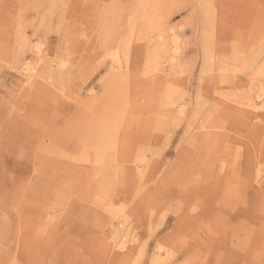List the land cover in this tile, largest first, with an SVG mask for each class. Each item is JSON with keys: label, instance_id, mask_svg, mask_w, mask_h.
Instances as JSON below:
<instances>
[{"label": "rangeland", "instance_id": "374dc122", "mask_svg": "<svg viewBox=\"0 0 264 264\" xmlns=\"http://www.w3.org/2000/svg\"><path fill=\"white\" fill-rule=\"evenodd\" d=\"M263 97L264 0H0V264H264Z\"/></svg>", "mask_w": 264, "mask_h": 264}, {"label": "bare ground", "instance_id": "6f19581e", "mask_svg": "<svg viewBox=\"0 0 264 264\" xmlns=\"http://www.w3.org/2000/svg\"><path fill=\"white\" fill-rule=\"evenodd\" d=\"M148 22H149V21H148ZM172 29H173V28H172ZM169 30H171V29H169ZM169 30H168V31H169ZM174 30H175V29H174ZM176 30H177V29H176ZM166 31H167V30H166ZM154 33H155V32H154ZM160 33H161V31H160ZM168 33H169V32H168ZM174 33H175V31H174ZM172 34H173V33H172ZM169 36H170V35H169ZM169 36H168V37H169ZM151 38H152V37H151ZM157 38H158V37H157ZM161 38H163V34L160 35V39H161ZM155 39H156V38H155ZM155 39H154V41H155ZM148 40H149V39H148ZM157 40H158V39H157ZM165 40H166V39H165ZM154 41H153V42H154ZM159 41H160V40H159ZM161 41H163V40L161 39ZM161 41H160V43H161ZM171 41H172V40H171ZM150 42H151V39H150ZM150 42H149V43H150ZM156 43H157V42H156ZM160 43H159V44H160ZM176 43H177V42H176ZM151 44H153V43H151ZM159 44L157 43V45H159ZM43 45H44V44H43ZM144 45H145V44H144ZM169 45H170V44H169ZM169 45H168V46H169ZM173 45H174V44H173ZM179 45H180V44H179ZM168 46H165V47L168 49ZM149 47H150V46H149ZM170 47H171V46H170ZM175 47H176V46H175ZM129 48H130V47H129ZM131 48H132V47H131ZM145 48H146V46H145ZM161 48H162V47H161ZM163 48H164V47H163ZM147 50H148V49H147ZM153 50L155 51V49H153ZM153 50H152V52H153ZM163 51H166V49L163 50ZM175 51H176V48H175ZM36 52H37V53H36V54H37V60H44V59H43L44 55H43V50H42V44L36 46ZM130 53H131V51H130ZM154 53H155V52H154ZM161 53H162V51H161ZM207 53H208V52H207ZM207 53H206V54H207ZM117 54H120V53H117ZM117 54L115 53V54H114V57H115V55H117ZM149 54H151V53H149ZM172 54L175 55V52L172 53ZM172 54H171V55H172ZM210 54H211V53H210ZM210 54H209V55H210ZM124 55H125V54H124ZM152 55H153V54H152ZM160 55H161V54H160ZM178 55H179V53H178ZM111 56H113V54H112ZM119 56H120V55H118V57H119ZM154 57H155V55H154ZM157 57H158V56H157ZM116 58H117V57H116ZM145 58H146V56H145ZM205 58H207V57H205ZM117 59H118V58H117ZM130 59H131V58H130ZM130 59H129V61H130ZM156 59H157V58H155V60H156ZM159 59H160V58H158V61H159ZM168 59H169V58H168ZM171 59H172V61H175V60H176V56H174V57L171 58ZM211 59H212V58H211ZM126 60H127V59H126ZM155 60H154V61H155ZM169 60H170V59H169ZM169 60H168V61H169ZM207 60H208V59H207ZM113 61H114V59H113ZM117 61H118V60H117ZM162 61H163V60H162ZM170 61H171V60H170ZM170 61H169V63H170ZM214 61H215V60H214ZM155 62H157V60H156ZM211 62H213V61H211ZM159 63H160V62H159ZM159 63H158V64H159ZM178 63H179V62H178ZM38 64H40V63H38ZM61 64H62V63H61ZM40 65H41V64H40ZM40 65H39V66H40ZM63 65H64V64H63ZM127 65H128V64H127ZM173 65H174V64H173ZM206 65H207V64H206ZM117 66H118V65H117ZM119 66H120V65H119ZM154 66H155V65H154ZM157 66H158V65H157ZM179 66H180V65H179ZM125 67H126V66H125ZM57 68H58V66H57ZM59 68H60V66H59ZM177 68H178V66H177ZM145 69H147V68H145ZM153 69H154V68H153ZM157 69H158V68H157ZM31 71H32V70H31ZM36 71H37L36 69H33V71L31 72V73H32L31 75H34V76H35L34 73H36ZM91 71H92V70H91ZM145 71H146V70H144V72H145ZM152 71H153V70H152ZM152 71H151V73H152ZM146 72H147V71H146ZM155 72H156V71H154V73H155ZM125 73H126V72H125ZM151 73H150V74H151ZM260 73H261V72H260ZM28 74H29V73H28ZM145 74H146V73H145ZM114 75H115V74H114ZM127 75H128V72H127ZM146 75H149V74H146ZM167 75H168V74H167ZM112 76H113V74H112ZM121 76H122V75H121ZM123 76H124V75H123ZM129 76H130V75H129ZM169 76H170V75H169ZM124 77H126V76H124ZM130 78H131V77H130ZM27 79H28V78H27ZM126 79H127V78H126ZM126 79H125V80H126ZM106 80H107V79H106ZM127 80H128V79H127ZM137 80H138V79H137ZM152 80H154V81H153L154 86H152V85H151V86H152V88H155L156 86H158V84H157L158 82H156L155 79H152ZM113 81H114V84H115V80H113ZM117 81H118V79H117ZM119 81H120V80H119ZM119 81H118V82H119ZM122 81H123V80H122ZM118 82H117V83H118ZM168 82H169V81H168ZM110 83H111V82H110ZM117 83H116V85H117ZM126 83H127V82H126ZM169 83H170V82H169ZM171 83H172V82H171ZM171 85H172V84H171ZM107 86H108V85H107ZM122 86H123V85H122ZM149 86H150V85H149ZM166 86H168L167 83H166ZM178 87H180V86H178ZM116 88H117V87H116ZM123 88H124V86H123ZM129 88H130V87H129ZM115 91H116V90H115ZM167 91H168V90H167ZM169 91H170V90H169ZM175 93H176V92H175ZM260 93H261V91H260ZM257 95H258V94H257ZM258 97H259V96H258ZM260 97H261V96H260ZM263 98H264V97H263ZM200 99H201V98H200ZM168 103H169V102H168ZM252 103H253V102H252ZM249 104H250V103H249ZM250 105H251V104H250ZM253 105H255V104H253ZM255 106H256V105H255ZM252 107H253V106H252ZM204 108H205V106H204ZM182 109H183V108H182ZM214 109H215V108H214ZM177 110H179V109H177ZM203 110H204V109H203ZM210 111H211V110H210ZM218 112H219V111H218ZM95 113H96V112H95ZM107 113H108V112H107ZM177 113H178V112H177ZM109 115H110V113H108V115H107L108 119H109V120H113V119H111V118L109 117ZM114 115H115V114H114ZM96 116H97V115H96ZM103 116H104V115H103ZM118 116H119V115H118ZM99 118H100V117H99ZM102 118H103V117H102ZM105 119H106V118H105ZM160 120H161V119H160ZM160 120H159V121H160ZM106 121H107V120H106ZM113 121H114V120H113ZM103 122H104V121H103ZM105 123H106V122H105ZM123 123H124V122H123ZM113 124H115V123H113ZM101 125H102V124H101ZM115 125H116V124H115ZM110 127H111V126H110ZM112 127H113V126H112ZM100 130L103 132V131H105L106 129H103V130H102V129H100V128H97V132H96L97 136H100V137L103 136V137H104V132L101 134V133H100ZM110 130H111V129H110ZM105 134H106V136H108V131H106ZM111 135H112V134H111ZM107 146H108V145H107ZM137 151H138V150H137ZM135 156H136V155H135ZM130 157H131V156H130ZM134 158H135V157H134ZM135 159H136V158H135ZM135 159H134V160H135ZM141 159H143V158H141ZM142 161H143V160H142ZM102 162H103V161H102ZM133 162H134V161H133ZM135 164H136V163H135ZM135 164H134V165H135ZM142 165H143V164H142ZM138 167H139V166H138ZM140 170H141V169H140ZM142 172H144V171H142ZM138 173H139V172H138ZM140 175H142V174H140ZM51 204H52V203H51ZM128 224H129V223H128ZM115 229H116V228H115ZM125 230H126V229H125ZM119 233H120V232H119ZM124 233H125V232H124ZM113 234H114V233H113ZM116 234H118V233H116ZM125 234H128V235H129L128 232H126ZM113 236H114V235H113ZM118 236H119V235H118ZM118 236L116 235V238H117ZM126 237H127V236H123V237L118 238L117 240H115L116 242H113V243H115L114 246L117 247L118 249H123L124 247H126V244H128V243L125 244V242H126V241H125V240H126ZM129 237H130V236H129ZM127 238H128V237H127ZM128 241H129V240H128ZM132 242H133V240H132ZM111 245H112V244H111ZM115 247H114V248H115ZM112 248H113V246H112Z\"/></svg>", "mask_w": 264, "mask_h": 264}]
</instances>
